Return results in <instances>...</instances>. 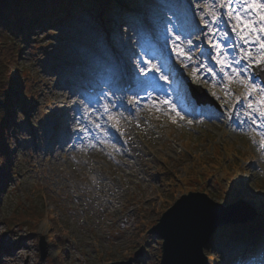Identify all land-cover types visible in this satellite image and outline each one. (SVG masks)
Wrapping results in <instances>:
<instances>
[{
	"label": "rangeland",
	"instance_id": "obj_1",
	"mask_svg": "<svg viewBox=\"0 0 264 264\" xmlns=\"http://www.w3.org/2000/svg\"><path fill=\"white\" fill-rule=\"evenodd\" d=\"M142 1L151 6V12L148 15L145 11L140 16L155 23L159 33L157 18L161 14L171 18V26L177 33L186 36L191 30L188 0ZM200 7L211 14L213 5L211 0H200ZM100 15L101 9L94 15L78 11L57 24L48 19L47 23L34 27L25 40L19 64L11 69L15 80L22 73L34 78L38 105L24 107L29 115L23 124L19 120L23 106L19 108L15 99L8 106L4 139L13 172L2 180L4 168L0 158V217L11 204L27 202V196L45 214L34 229L25 224L10 229L0 224V264H107L110 260L126 259L135 264H159L163 239L155 224L171 204L195 192H204L222 205L247 204L253 209L242 225L228 221L232 224L230 228L217 231L224 224L221 223L214 230L216 241L203 244L208 264H225L228 262L225 258L232 257L231 248L235 244L251 239H257L258 247L264 248V149L259 134L253 131L256 126H247L229 111L231 102L240 93L246 94L245 85L237 79L229 81L222 77L220 66L212 69V73L205 68L200 81L204 89V113L211 111L224 116L219 120H209L206 115L196 118L192 114L194 100L181 80V74L191 73L192 67L181 68L180 61L173 62V56V61H163L169 65L165 71L173 73L171 81L157 80L160 88L153 94L158 98L166 96L178 105L185 118H175L168 107H154L150 102L128 113L124 104L118 111L122 114L119 120L130 136L126 142L122 125L119 124L118 130L106 123L107 118H99L96 112L88 113L83 101L89 95L82 84H93L97 69L94 64L100 71L108 68L116 75L119 69L115 67L120 65L121 75L127 77L132 64L126 53L136 52L147 59L150 52L142 44L146 33L139 19L125 15L123 21L120 20L123 15L109 12L105 15L109 27ZM111 31L114 33L110 39ZM197 44L190 48L193 57ZM254 54L260 55L258 51ZM131 60L136 62V56ZM29 87V83L23 87L16 81L11 95L18 98ZM97 87L103 88L99 84ZM145 95L141 93V97ZM73 101L79 102L83 118L79 112L70 111ZM259 102L256 109L264 111ZM4 107L0 98V109ZM225 113L230 114L229 119ZM38 114H47L46 119L36 123ZM72 116L89 127L91 138L87 133L83 137L75 133L77 124L71 120ZM91 122L105 125L107 134L92 127ZM98 140L106 142L96 143ZM73 144L75 147H71ZM90 145H95L97 151L88 152ZM216 155L219 164L202 166L208 158L217 161ZM95 160L101 164V172L110 177L112 183L109 178L104 180L114 185L117 197L105 196L97 188L93 190L91 183L102 175L88 170ZM234 161L241 168L229 170L227 163ZM237 185L239 191H235ZM83 186H88L85 192H81ZM40 235L48 244L43 259L38 249ZM138 248L141 255L134 256Z\"/></svg>",
	"mask_w": 264,
	"mask_h": 264
},
{
	"label": "snow or ice",
	"instance_id": "obj_2",
	"mask_svg": "<svg viewBox=\"0 0 264 264\" xmlns=\"http://www.w3.org/2000/svg\"><path fill=\"white\" fill-rule=\"evenodd\" d=\"M211 4L213 8L209 14L205 8L200 7V0H188L192 24L191 30L186 36L176 32V28L171 26L170 17L164 14L159 15L157 23L161 29L163 44L173 54L174 63L180 61L181 68L192 67V72L188 76L192 83L199 86L205 65L195 61L190 48L201 39L204 40L212 53L211 58L220 66L222 77H226L229 81L237 79L245 85L246 95L237 96L236 102L229 111L239 119L241 113L236 111V104L248 100L247 108L242 113L245 117L242 122H250L256 126L253 131L259 134V143L264 149V111L258 112L256 108H253L251 99L253 92H258L262 94L259 103L264 105V0H211ZM221 25L225 27L222 28ZM230 35L235 39L230 40ZM221 41L224 42L221 43ZM185 43L188 47H185ZM197 51L203 54L202 49L198 48ZM256 51L260 53L259 57L254 54ZM133 55L136 56V62H133L129 57L128 62L132 64V69L127 73L126 80L108 84L106 91L101 88L94 96L84 99L83 104L88 113L94 114L97 111H102L107 116L106 123L119 130V117L122 114L118 110L124 107L125 103L135 108L150 102L154 107L158 105L168 107L170 113H175V118L183 120L185 114L178 105L166 96L158 98L153 94L160 88V85L156 83L157 80L171 81L172 71H165L169 65L163 63L160 56H150L145 59L135 52ZM171 58L169 57V59ZM184 61H188V63H184ZM208 71L213 72L211 68ZM153 73L158 75H153ZM258 78H261L259 83L257 82ZM141 93H145V97H141ZM212 95L215 96V93ZM30 100V97L21 98L20 103L22 106H26ZM73 105L74 107L70 108V111L79 112L83 118L84 112L80 110L79 102L73 101ZM127 110L125 109V111ZM21 112L23 115L19 117V120L23 124L29 113L24 111V107L21 108ZM197 114L206 115L209 120L213 118L219 120L224 116L223 113L217 114L211 111ZM46 115L38 114L36 123L46 119ZM71 120L77 124L75 133H79L80 137H83L85 133L89 138L92 137L89 127L82 124L76 116H72ZM113 120L115 123H111ZM188 122L192 123L193 121L189 120ZM92 127L105 135L107 134V128L103 124L94 122ZM105 142L104 140L96 141V143ZM71 147H75V145L73 144ZM253 258L256 259L257 264H264V248L259 252L251 253L248 258L242 259L241 264H251Z\"/></svg>",
	"mask_w": 264,
	"mask_h": 264
},
{
	"label": "trees",
	"instance_id": "obj_3",
	"mask_svg": "<svg viewBox=\"0 0 264 264\" xmlns=\"http://www.w3.org/2000/svg\"><path fill=\"white\" fill-rule=\"evenodd\" d=\"M107 1L104 4L103 13L111 12L113 9L120 10L121 6L116 0H0V98L5 102L4 109H0V158L3 162L2 180L8 177L9 172H13L9 159V150L7 141L4 136L6 134V120L8 106L17 102L19 108L22 107L21 98H31L30 103L26 106L32 108L38 105L37 84L34 78L28 74H20L16 80L12 75L11 69L20 62L22 51L25 48V40L34 27L47 23L48 19L51 24H55L59 19L65 20L78 11H88V13L97 10L99 2ZM136 0H128V4ZM141 2V0H137ZM145 6V5H144ZM89 9V10H88ZM123 15L129 14L126 8H122ZM21 67L18 68L19 73ZM15 80V81H14ZM21 83L23 87L29 83V89L21 93L18 98L11 95V89L15 87V82ZM220 160H205L203 167L207 165L219 164ZM235 166L233 162L227 164V168L231 169ZM226 178H224V181ZM4 183V181H3ZM240 186H236L235 191H239ZM8 200V197H7ZM7 202V201H6ZM5 202V204H7ZM8 206V205H7ZM44 211L39 204L27 196V202H15L11 204L7 213L0 217V224H4L7 228H13L20 224H25L34 229L35 224L44 216ZM231 224H224L219 228L223 230L230 228ZM214 234L210 237V241L215 240ZM112 259V258H110Z\"/></svg>",
	"mask_w": 264,
	"mask_h": 264
},
{
	"label": "water",
	"instance_id": "obj_4",
	"mask_svg": "<svg viewBox=\"0 0 264 264\" xmlns=\"http://www.w3.org/2000/svg\"><path fill=\"white\" fill-rule=\"evenodd\" d=\"M253 214L247 204L222 205L203 192L180 198L171 205L155 225L163 242L160 264H207L202 245L222 222L243 221ZM41 259L47 254L48 244L39 236ZM141 254V248L134 256ZM107 264H134L131 259L115 260Z\"/></svg>",
	"mask_w": 264,
	"mask_h": 264
},
{
	"label": "bare ground",
	"instance_id": "obj_5",
	"mask_svg": "<svg viewBox=\"0 0 264 264\" xmlns=\"http://www.w3.org/2000/svg\"><path fill=\"white\" fill-rule=\"evenodd\" d=\"M100 53H97V55H99ZM86 59H88V57H86ZM95 65V67L97 68L95 71H96V74H97V76H94L95 78H93V80L96 82V83H100V84H104L105 86H108V84H114V83H120L121 81H119V75H115V74H112V73H110V71L109 70H102V71H100L99 69H98V65H96V64H94ZM112 65H115L114 63H112ZM117 68H119L118 67V65H117ZM156 75H158V74H156ZM75 94H76V92H75ZM117 95H120L119 93H117ZM195 106V105H194ZM99 116V118H102V119H105V118H107V116H105L103 113H101L100 111H97L96 112ZM94 122H91V124H93ZM119 124L120 125H122V131L124 132V136H123V138H124V140L126 141V142H129L130 141V136L127 134V131H126V129H127V127L124 125V124H122L121 123V121L119 120ZM66 145V144H65ZM103 149H106V147L105 148H103ZM102 149V150H103ZM97 151V148L95 147V146H91L90 148H89V150H87L88 152L89 151ZM107 150V149H106ZM126 164H128V163H126ZM101 164L98 162V160H95L93 163H91L90 165H89V168H88V170H90V171H92L93 173H95L96 175H98L99 174V172L102 174L101 176H96V181L94 182V183H91V186H92V188H93V190H95V188H97L98 189V191L100 190V191H103V193H104V195L106 196V194H113V196L114 197H117V195H114V191H115V189H114V185L113 184H111L112 182H111V179H110V177L108 176V175H106L104 172H101ZM98 173V174H97ZM105 178H109L110 180V182L111 183H109V182H107L106 180H104ZM86 188H88V186H83V187H81V192H85L86 191ZM94 198L95 199H97V198H99L97 195H94ZM105 199H106V197H104ZM183 198H185V197H183ZM102 201V200H101ZM103 202V201H102ZM109 202H111V199H109ZM119 202V200H117V202L116 203H118Z\"/></svg>",
	"mask_w": 264,
	"mask_h": 264
}]
</instances>
